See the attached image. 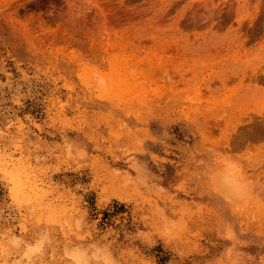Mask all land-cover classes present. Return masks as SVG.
Here are the masks:
<instances>
[{"label": "rangeland", "instance_id": "obj_1", "mask_svg": "<svg viewBox=\"0 0 264 264\" xmlns=\"http://www.w3.org/2000/svg\"><path fill=\"white\" fill-rule=\"evenodd\" d=\"M0 264H264V0H0Z\"/></svg>", "mask_w": 264, "mask_h": 264}, {"label": "bare ground", "instance_id": "obj_2", "mask_svg": "<svg viewBox=\"0 0 264 264\" xmlns=\"http://www.w3.org/2000/svg\"><path fill=\"white\" fill-rule=\"evenodd\" d=\"M225 175H226V174H225ZM222 177H223V176H222ZM227 177H228V176H226L225 179H226ZM222 181H224V180H222ZM229 181H230V180H226L227 183H228ZM222 183H223V182H222ZM227 183H226V184H227ZM228 184H229V183H228ZM228 184H227V185H228ZM222 185H223V184H222ZM227 188H228V187H227Z\"/></svg>", "mask_w": 264, "mask_h": 264}]
</instances>
